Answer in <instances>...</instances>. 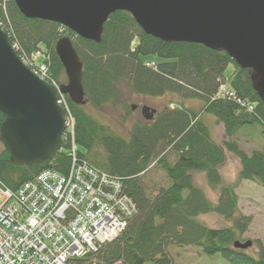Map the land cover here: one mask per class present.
I'll return each mask as SVG.
<instances>
[{"label":"trees","instance_id":"obj_1","mask_svg":"<svg viewBox=\"0 0 264 264\" xmlns=\"http://www.w3.org/2000/svg\"><path fill=\"white\" fill-rule=\"evenodd\" d=\"M0 22L20 56L29 58L42 47L47 74L60 84L66 78L55 43L62 36L71 39L82 63L86 100L84 106L68 97L65 100L74 122L75 157L117 179L122 193L135 204L122 233L71 264H173L168 254L173 245L194 246L205 255L218 252L229 264H264L263 245L258 244V257L233 246L251 219L239 212L237 182H223L219 172L226 149L240 161L238 180L264 188V153L247 154L233 140L236 134L248 137L258 125L264 127V102L250 69L238 66L223 50L197 42H164L144 34L126 11L108 16L98 42L81 38L58 23L27 18L13 0H0ZM229 65L233 69L225 75ZM223 84L235 98L220 94ZM125 90L129 95L172 98L161 109L154 108L151 120L135 122L123 136L87 110L118 107ZM194 100L199 102L197 107L187 104ZM239 100L246 102L242 105ZM207 114L223 127L220 144L204 121ZM3 119L0 113V124ZM70 141V136L62 140L55 162L45 160L34 166L12 165L8 152L1 149L0 180L16 189L47 168L66 175L71 166ZM154 163L163 171L167 185L145 182ZM194 172H203L208 185L218 190L215 202L194 181ZM209 213L232 220L233 227L210 228L198 221V216Z\"/></svg>","mask_w":264,"mask_h":264},{"label":"water","instance_id":"obj_2","mask_svg":"<svg viewBox=\"0 0 264 264\" xmlns=\"http://www.w3.org/2000/svg\"><path fill=\"white\" fill-rule=\"evenodd\" d=\"M27 18L60 24L81 38L98 42L102 25L114 11H126L143 30L164 42L202 44L223 50L253 72L254 87L264 102V0H13ZM0 27V143L16 165L55 162L66 120L56 102L66 94L85 104L82 63L68 36L59 37L55 52L66 82L54 88L26 67ZM135 105L131 109H135ZM145 120L156 110L140 107ZM252 245L235 241L234 248Z\"/></svg>","mask_w":264,"mask_h":264},{"label":"built area","instance_id":"obj_3","mask_svg":"<svg viewBox=\"0 0 264 264\" xmlns=\"http://www.w3.org/2000/svg\"><path fill=\"white\" fill-rule=\"evenodd\" d=\"M33 56L47 58L41 50ZM22 58L35 74L58 88L44 61L34 66L30 57ZM220 94L235 98L223 85ZM65 100L59 93L56 102L65 110L68 123L65 138L71 137L66 175L47 168L16 189L0 180V264H71L114 240L135 212V204L122 193L117 179L77 161L74 122Z\"/></svg>","mask_w":264,"mask_h":264},{"label":"rangeland","instance_id":"obj_4","mask_svg":"<svg viewBox=\"0 0 264 264\" xmlns=\"http://www.w3.org/2000/svg\"><path fill=\"white\" fill-rule=\"evenodd\" d=\"M154 59V57H150ZM36 59L34 56H30V60L34 66H37ZM155 62L158 59L154 60ZM233 65H229L225 71V75H229L232 71ZM123 98L118 107L116 108H102L99 110L88 109L90 113L94 115L103 123H106L111 127L112 130L117 131V133L126 136L128 129L138 121H144L140 107L146 105V107L161 109L168 103L172 98L170 95H164L162 97L152 98V97H142L135 96L134 94H127L126 90L123 92ZM190 106L197 107L199 105L198 101H188ZM131 105H135L134 110L131 109ZM204 121L209 126L211 131V136L219 144L224 140L223 127L220 123L209 114L204 116ZM249 137V138H248ZM245 137L242 133L236 134L233 140L238 144L239 148L245 153L250 154L252 151L260 150L264 153V127L257 126L256 133H251L250 136ZM2 143H0V151L3 149ZM225 160L223 164L219 167V172L223 182L233 183L237 182V187H235V192L237 194V205L239 212L245 216H249L251 221L246 228V231L240 236V241L244 242L246 240L252 241V246L245 252L253 257H258V244L264 246V188L255 184L254 182L246 180H238V173L240 170V161L234 156L233 153L224 149ZM172 157H169L170 163H172ZM146 180L151 186L153 184L167 185V179L164 176L162 170L154 163L150 166V171L146 175ZM194 181L204 190L206 196L215 202L218 198V190L212 189L208 185L205 175L203 172H194ZM198 221L205 224L210 228H227L233 227V221L226 219L225 217L209 213L198 216ZM168 251L172 258L173 264H229L220 256L217 252L213 255H205L199 251L194 246H179L173 245L168 248Z\"/></svg>","mask_w":264,"mask_h":264}]
</instances>
